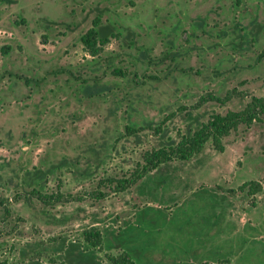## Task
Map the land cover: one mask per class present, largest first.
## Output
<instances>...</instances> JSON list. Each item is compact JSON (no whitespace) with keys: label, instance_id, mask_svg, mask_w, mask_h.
I'll list each match as a JSON object with an SVG mask.
<instances>
[{"label":"rangeland","instance_id":"obj_1","mask_svg":"<svg viewBox=\"0 0 264 264\" xmlns=\"http://www.w3.org/2000/svg\"><path fill=\"white\" fill-rule=\"evenodd\" d=\"M96 18L112 35L92 58L80 38ZM252 97L264 98V0H0V262L109 264L128 250L135 264H264V113L223 152L208 141L112 188L145 151ZM250 182L254 196L239 190ZM33 189L76 199L45 205ZM91 227L100 248L82 238Z\"/></svg>","mask_w":264,"mask_h":264},{"label":"trees","instance_id":"obj_2","mask_svg":"<svg viewBox=\"0 0 264 264\" xmlns=\"http://www.w3.org/2000/svg\"><path fill=\"white\" fill-rule=\"evenodd\" d=\"M93 26L86 31L80 38L84 51L92 58H98L104 47L109 43V37L112 35L109 27H101L100 19L96 18L92 22ZM6 49V48H5ZM5 50L3 49V52ZM113 74H121L120 70L114 69ZM84 92L89 93V89H84ZM91 93V92H90ZM92 94V93H91ZM230 95L227 94L224 98H217L209 96V100H214L219 103L228 101ZM203 101H205L203 99ZM264 113V98L252 97L245 107L240 111H227L225 114H212L208 120L203 123L192 134L182 135L176 143H169L157 149L145 151L142 154V163L128 176L121 179L112 181L114 192H122L135 184L138 180L142 179L148 173L156 170L160 165L166 164L171 161H187L203 149L204 145L211 141V144L218 152H223L224 147L222 140L234 131L240 125L250 126L253 122L260 120V115ZM162 123L158 126L148 125V129L154 133H162ZM126 131L133 134L135 130L130 127H125ZM29 177L40 176L43 172L26 173ZM247 188V194L254 196L261 191V186L255 183H244L239 187L240 191ZM228 192L233 193L232 190ZM32 197L37 198L42 204L52 205L55 202L65 203L73 201L76 198L71 196H64L60 193L56 194H43L40 191L33 189L29 193ZM100 197H105L103 193H97ZM0 208L3 210L4 215L8 216L10 211L8 208V200L0 197ZM82 238L88 246L92 248H100L103 242V236L99 229L91 227L82 232ZM109 264H135L132 252L122 250L117 255H105ZM0 264H6L5 261Z\"/></svg>","mask_w":264,"mask_h":264}]
</instances>
